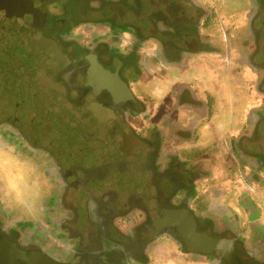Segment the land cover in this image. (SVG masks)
<instances>
[{"label": "flooded vegetation", "instance_id": "obj_1", "mask_svg": "<svg viewBox=\"0 0 264 264\" xmlns=\"http://www.w3.org/2000/svg\"><path fill=\"white\" fill-rule=\"evenodd\" d=\"M6 6L0 248L14 264H228L155 222L176 209L264 264V0Z\"/></svg>", "mask_w": 264, "mask_h": 264}, {"label": "water", "instance_id": "obj_2", "mask_svg": "<svg viewBox=\"0 0 264 264\" xmlns=\"http://www.w3.org/2000/svg\"><path fill=\"white\" fill-rule=\"evenodd\" d=\"M0 6L7 8L6 0H0ZM159 226H173L187 241L191 248L202 252H210L212 250H220L228 264H247L239 253L234 250L232 242L225 238L212 237L207 233L197 232L195 230L194 219L187 213L185 209L166 210L163 217L157 218L155 221ZM12 247L0 248V264H14L13 257L10 256ZM14 250V249H13Z\"/></svg>", "mask_w": 264, "mask_h": 264}, {"label": "crops", "instance_id": "obj_3", "mask_svg": "<svg viewBox=\"0 0 264 264\" xmlns=\"http://www.w3.org/2000/svg\"><path fill=\"white\" fill-rule=\"evenodd\" d=\"M1 165V164H0ZM3 166V165H2ZM10 180H13L12 178ZM14 181V180H13ZM263 198V203H264V194H262V197ZM259 206L261 207V212H262V215H263V218H264V204L263 205H260ZM262 223H264V220H261Z\"/></svg>", "mask_w": 264, "mask_h": 264}, {"label": "rangeland", "instance_id": "obj_4", "mask_svg": "<svg viewBox=\"0 0 264 264\" xmlns=\"http://www.w3.org/2000/svg\"><path fill=\"white\" fill-rule=\"evenodd\" d=\"M5 156V155H4Z\"/></svg>", "mask_w": 264, "mask_h": 264}]
</instances>
